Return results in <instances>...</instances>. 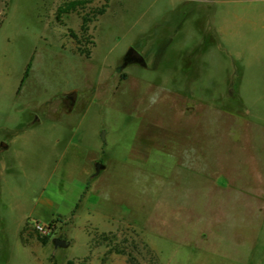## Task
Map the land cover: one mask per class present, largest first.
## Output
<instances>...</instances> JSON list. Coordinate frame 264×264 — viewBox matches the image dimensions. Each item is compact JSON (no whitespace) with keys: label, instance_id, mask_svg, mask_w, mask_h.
<instances>
[{"label":"rangeland","instance_id":"rangeland-1","mask_svg":"<svg viewBox=\"0 0 264 264\" xmlns=\"http://www.w3.org/2000/svg\"><path fill=\"white\" fill-rule=\"evenodd\" d=\"M0 264H264V0H0Z\"/></svg>","mask_w":264,"mask_h":264},{"label":"crops","instance_id":"crops-1","mask_svg":"<svg viewBox=\"0 0 264 264\" xmlns=\"http://www.w3.org/2000/svg\"><path fill=\"white\" fill-rule=\"evenodd\" d=\"M103 12V11H102ZM101 12V13H102ZM100 15V14H99ZM138 46V45H137ZM138 48H142L141 49V51H140V54H141V56H142V58H143V61H144V65H141V66H145V64H146V61H147V58H149V56L151 55L150 54V52L149 51H147V50H145V51H142L143 50V47H140V45H139V47ZM149 61H150V59H149ZM140 65V64H139ZM66 97V99H68L67 98V96H65ZM69 100V99H68ZM73 103L74 102H71L70 100H69V109L68 110H66V111H69V110H71L70 108L73 106ZM60 104L63 106V104H62V101L60 100ZM248 111L247 110H245V109H243V111H242V115L240 116L242 119H244V118H246V116H248ZM7 145H2L1 146V148L2 149H7ZM86 188V186H85V184H83V186L82 187H80V188H78L77 190H78V192H77V194H76V197H75V199H74V206H77V203L79 202V199L81 198V196H82V194H83V190ZM62 195L64 196H66L67 194L65 193V194H63L62 193ZM53 193L52 194H50L49 196L47 195V197L46 198H44V199H42V204L43 205H45V206H47V207H49V208H55L56 209V207H59L60 206V202H62L61 200L60 201H58V202H56L57 204H55L54 203V201L51 199V198H53ZM75 202H77V203H75ZM69 211V210H68ZM66 212V211H65ZM64 212V213H65ZM56 216H58L57 218H61V217H65V215L63 214V215H61V214H58V215H56Z\"/></svg>","mask_w":264,"mask_h":264},{"label":"water","instance_id":"water-1","mask_svg":"<svg viewBox=\"0 0 264 264\" xmlns=\"http://www.w3.org/2000/svg\"><path fill=\"white\" fill-rule=\"evenodd\" d=\"M124 57H125V62L124 63L134 62V63L140 64V65H144V61H143V58H142L141 54L138 53L137 51H135L133 48H129L127 50L126 54L124 55ZM74 97H75L74 94H70V95L67 96V98L71 102L74 101ZM100 169H101V166L100 165H96V170H95L94 175H97L99 173ZM52 244L54 245L55 248L65 247L66 246V243L63 240L58 239V238L53 239L52 240Z\"/></svg>","mask_w":264,"mask_h":264},{"label":"trees","instance_id":"trees-1","mask_svg":"<svg viewBox=\"0 0 264 264\" xmlns=\"http://www.w3.org/2000/svg\"><path fill=\"white\" fill-rule=\"evenodd\" d=\"M22 81H23V80H22ZM22 81H21V82H22ZM55 222H56L55 220H52V221L49 223L48 227L50 228V230H51V229H54ZM26 229H27V226H25V227L21 230V232H20V234H19V236H20V238L22 239L23 242H25V241L23 240L22 234H23L24 231H26ZM34 232L36 233L37 240L40 241V243H42V244H46V242L49 240V238H47L46 236H44V237H40L39 234H37V232H36L35 230H34Z\"/></svg>","mask_w":264,"mask_h":264},{"label":"built area","instance_id":"built-area-1","mask_svg":"<svg viewBox=\"0 0 264 264\" xmlns=\"http://www.w3.org/2000/svg\"><path fill=\"white\" fill-rule=\"evenodd\" d=\"M33 229L39 233V234H43V235H48L50 233V228L47 226H41L40 224L36 223L33 227Z\"/></svg>","mask_w":264,"mask_h":264},{"label":"flooded vegetation","instance_id":"flooded-vegetation-1","mask_svg":"<svg viewBox=\"0 0 264 264\" xmlns=\"http://www.w3.org/2000/svg\"><path fill=\"white\" fill-rule=\"evenodd\" d=\"M125 62V57H123V62H122V67H126L128 64L134 63V62H129V63H124Z\"/></svg>","mask_w":264,"mask_h":264},{"label":"clouds","instance_id":"clouds-1","mask_svg":"<svg viewBox=\"0 0 264 264\" xmlns=\"http://www.w3.org/2000/svg\"><path fill=\"white\" fill-rule=\"evenodd\" d=\"M151 99V98H150Z\"/></svg>","mask_w":264,"mask_h":264}]
</instances>
